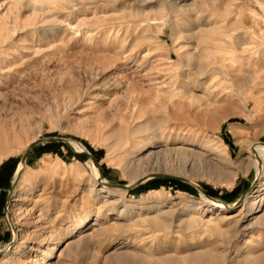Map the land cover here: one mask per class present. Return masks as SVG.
I'll use <instances>...</instances> for the list:
<instances>
[{"label": "rangeland", "instance_id": "374dc122", "mask_svg": "<svg viewBox=\"0 0 264 264\" xmlns=\"http://www.w3.org/2000/svg\"><path fill=\"white\" fill-rule=\"evenodd\" d=\"M173 1L0 0V196L9 193L29 145L51 136L81 142L95 155L103 179L129 184L132 176L112 154L109 158L107 143L112 128H121L133 112L144 120L155 110L167 114L172 126L187 125L183 136L215 144L225 163L239 159L237 135L246 143L264 142V0H179L180 6ZM187 52L191 63L207 65V90L195 86ZM184 79L193 92L212 93L216 102L206 107L187 95ZM157 96L162 105L154 107ZM26 164L28 190L16 201L12 218L29 247L15 258L6 256L3 264H31L38 252L30 246L48 241L50 230L64 234L85 209L96 212L86 193L94 179L88 155L64 142H47L30 152ZM158 165L153 173L189 178L229 205L257 175L251 165L229 183L207 169L189 172L176 165L181 175L172 165ZM149 180L115 196L120 203L105 208V221L93 219L75 242L62 241L54 264H264V222L245 215L243 203L234 206L236 216L206 212L191 228L130 225L119 217L125 203L163 200L164 209L179 214L188 205L202 202L203 210L211 202L191 183ZM43 206L49 211H41ZM192 211L188 216L198 214ZM0 230V250L10 249L16 232L5 212Z\"/></svg>", "mask_w": 264, "mask_h": 264}, {"label": "bare ground", "instance_id": "6f19581e", "mask_svg": "<svg viewBox=\"0 0 264 264\" xmlns=\"http://www.w3.org/2000/svg\"><path fill=\"white\" fill-rule=\"evenodd\" d=\"M173 4L178 6L179 0H174ZM181 7L183 8L184 6L181 5ZM188 37L195 38L196 34H191L190 36L188 35ZM186 56L188 61L186 65L187 67L189 66L187 70L191 71L197 77L194 79L195 86L202 85L204 86L203 88H206L207 90L208 87L205 86V83L208 79H204L209 74L207 65L198 60L195 64L191 63L190 61H193V55L191 53L187 52ZM183 76L184 78L186 77L185 75ZM183 82L185 92L188 93L187 95L197 99L201 105L208 107L212 105V103L216 102L217 99L213 97L212 93L209 94V96H211L210 98L205 94L195 93L187 86L185 79ZM152 105L154 107L162 105V101H160L159 96L156 97V101L152 102ZM146 110L147 107L145 106L144 109H142L143 115L147 114ZM138 118L139 116L134 112L125 116L127 123L121 128L113 127L110 135L111 140L107 143L109 158L112 154L123 166L124 170L132 176L129 184H133L139 179L147 177L156 171V165L162 163L172 165L174 170H176L175 167L178 165L179 169H188L189 172L196 168L204 170L207 169L206 173L210 176H213L218 180L228 181L229 183H233L235 181L238 170L247 172L252 165L257 169V175L255 177L256 187L249 192L244 199V212L246 213L245 215L256 214L254 216L256 219L254 223H256L257 220H259V222H264V211L263 213L258 214L260 206L264 204V142L254 141L246 143L243 139V134L237 135L242 143L239 159L234 162L229 163L227 161L225 163V159L227 158L226 155H223L221 152L222 150H217L215 144L211 142H202L197 137L183 136L182 132L187 130V125L184 127L179 125L172 126L170 123L171 119L167 114L159 115L155 110H152L146 119L138 120ZM174 130H176V133L173 132ZM70 142L76 150L86 149L84 144L75 139L70 138ZM211 153H218L219 157L217 160L216 158L210 157L211 155L209 156ZM223 161L225 164L222 166L220 163ZM27 167V164L20 162L15 174L17 177V184L12 191L10 204L12 215H15L18 210L16 201L19 199V196L28 190V188L23 184L30 181V178L24 172ZM159 169H161V167H159L158 170ZM183 170H176L175 172L183 175ZM92 172L94 179L90 180L86 193L89 203L88 206L91 205L92 208L96 209V212L91 214V208L88 210L85 209L82 216L78 220H74L75 222L64 234L55 233L52 228V230L46 229L50 230V233H48L49 240L45 242L42 241L38 245L30 246L32 250L38 252V256L32 258L31 264H54V261L51 259H53L54 252L59 251L60 254L63 251V247H59L62 241L65 240L70 243L75 242L76 240L74 239V236L83 233L93 219H95V221L92 223H96L103 219L105 221V219L108 218V213L105 210L106 207H112L113 209L118 207L117 204L120 203V201L115 196L119 195L122 191H124V189L109 186L107 184L109 181L105 178L103 179L99 167L93 160ZM186 173L184 174L189 176ZM163 188L164 186L160 189L152 190V193H159ZM179 193L182 194L181 191H179ZM210 200L211 202L207 205L206 209L204 208L203 210H199L202 202H197L198 204H196V206L188 205L187 207L182 208L184 211L179 214H177L176 211L168 209L169 207L164 209V204L162 203L163 200H157L158 202L155 201L154 203L142 204L138 206L135 203H125L124 207H122L123 209L120 211L119 217L127 218L130 225L148 223L152 227L166 229L173 228L175 226L191 228L194 226L196 220L203 219L206 212L211 214L212 211H215L216 215H226L227 213H232L231 216H236L240 213L239 209L234 211V205L224 204L220 200ZM135 207H138L139 210H136ZM188 209L193 211L198 210V214L188 216ZM40 210L49 211V208H47V206H43ZM222 219H225V217H222ZM47 227H51V225ZM15 229L16 239L11 248L0 250V264L4 263L6 256L15 258L16 256L25 253L29 247L25 245L22 240L24 237L21 234L22 229L19 226H16ZM260 258V260H263L264 253Z\"/></svg>", "mask_w": 264, "mask_h": 264}, {"label": "water", "instance_id": "95a60500", "mask_svg": "<svg viewBox=\"0 0 264 264\" xmlns=\"http://www.w3.org/2000/svg\"><path fill=\"white\" fill-rule=\"evenodd\" d=\"M47 142H64L66 143L74 152L76 153H81V154H85V155H88L93 161L94 163L97 165V159L95 157L94 154H92L89 150L87 149H82V150H76L71 142H70V138H65V137H56V136H51V137H46V138H41V139H37L35 141H33L28 149L25 151L24 155L22 156L21 158V161L22 163L26 164V160H27V157L28 155L30 154V152L35 148L37 147L39 144L41 143H47ZM100 169V168H99ZM101 171V170H100ZM101 175H102V171H101ZM153 178H162V179H174V180H180V181H184V182H187V183H191L193 185H195L198 189H200V191L205 195L207 196L208 198L210 199H213V200H218L216 198H214L213 196L209 195L206 190L201 186L199 185L198 183L196 182H193L192 180H190L189 178H186V177H183V176H179V175H174V174H165V173H153L145 178H142V179H139L138 181H136L135 183L133 184H123V183H107L109 186L111 187H117V188H122V189H134L135 187L139 186L140 184L146 182L147 180L149 179H153ZM17 184V177L15 176V180L12 184V187L10 189V192H9V195H8V199H7V204H6V213H7V216L9 218V221L13 227V230H14V234H15V226H14V220L12 218V214H11V211H10V204H11V198H12V191L14 189V187L16 186ZM254 186H255V182L251 185V187L246 191L244 192L241 197L239 198V200L234 204V206H237V205H240L241 203L244 202V199L245 197L247 196V194L249 192H251L253 189H254ZM223 202L224 204H227L229 205L228 203L224 202V201H221ZM15 239H16V236H15ZM15 242L12 241L10 245H12L13 243ZM1 254V253H0Z\"/></svg>", "mask_w": 264, "mask_h": 264}, {"label": "crops", "instance_id": "0c3cea01", "mask_svg": "<svg viewBox=\"0 0 264 264\" xmlns=\"http://www.w3.org/2000/svg\"><path fill=\"white\" fill-rule=\"evenodd\" d=\"M1 189H3L4 190V184L3 183H1V180H0V193H1ZM9 192H10V190H9ZM2 195V194H1ZM4 195V197L3 196H0V216H1V214L3 213V212H5V214H7L6 213V204H7V199H8V195H9V193H6V194H3ZM2 232L3 231H1L0 230V241H1V239H2Z\"/></svg>", "mask_w": 264, "mask_h": 264}]
</instances>
